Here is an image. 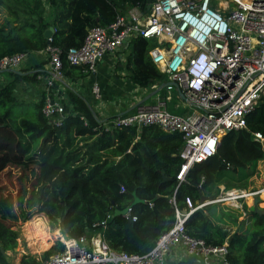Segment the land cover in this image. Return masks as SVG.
Instances as JSON below:
<instances>
[{"label":"trees","instance_id":"obj_1","mask_svg":"<svg viewBox=\"0 0 264 264\" xmlns=\"http://www.w3.org/2000/svg\"><path fill=\"white\" fill-rule=\"evenodd\" d=\"M147 1L0 0V14H5L0 23V60L58 48L65 76L59 83L66 90L67 100V116L61 126L43 114L44 91L41 101L33 106L34 119L14 115L16 105L22 104L14 97L16 83L21 80L40 83L39 75H49L48 60L31 67L25 76L18 70L7 72L14 80L0 86V177L12 168L31 169L34 177L30 190L20 192L17 210L12 198L0 195V264H13L8 253L18 247L17 223L29 222L40 214L47 217L52 230H60L68 238L100 233L115 252L146 255L175 226L176 209L182 212L188 209L187 199L196 206L202 197L215 200L222 187L252 191L264 187V180L250 186L264 162L263 145L254 137L255 133L264 135V98L248 115V129L226 135L218 153L192 168L186 182L180 183L177 176L184 145L181 135L167 134L153 126L106 131L105 121L94 106L68 83V78L84 80L91 76L83 68L68 64L69 49L80 47L90 29L110 25L131 7L140 4L147 12ZM51 27L55 32L48 45L45 32ZM158 46L156 39L139 37L129 48V78L138 88L149 90L148 94L156 90L153 87L168 82L149 56ZM165 94L163 90L158 95ZM134 112L135 109H126L121 115ZM117 115L110 116L108 121ZM73 136L84 139L85 152L74 150L57 156L53 146L58 141L72 145ZM258 200L256 206L254 198L251 199L243 210L223 204L199 210L187 220L186 233L204 240L208 246L228 244L230 264H264V216L255 213L257 207L264 209V194ZM128 208L137 217L136 222L125 215H116ZM103 222L105 226H101ZM64 250L58 241L40 259L24 255L19 264H42Z\"/></svg>","mask_w":264,"mask_h":264},{"label":"built area","instance_id":"obj_2","mask_svg":"<svg viewBox=\"0 0 264 264\" xmlns=\"http://www.w3.org/2000/svg\"><path fill=\"white\" fill-rule=\"evenodd\" d=\"M139 37L158 41L159 46L149 56L170 85L163 89L164 96L157 95L149 103L141 104L146 98L143 94L134 105L135 112L111 120L106 131L153 126L167 134L181 135L184 145L177 180L184 183L192 168L218 153L228 132L248 129V115L264 98V0H154L147 12L138 4L119 14L110 25L90 29L80 47L69 49L66 60L93 76L107 55ZM46 53L49 75L38 76L39 82L45 83L43 114L61 126L67 116L66 100L56 94L54 85L65 80L62 52L49 47ZM26 60V55L3 58L0 75L19 70ZM91 93L95 102L103 103L99 85H93ZM176 98L177 108L188 111L183 116L168 110V104ZM254 137L264 148V135L255 133ZM263 192L264 187L254 191L222 187L215 200L195 206L187 199L188 209H176L175 226L146 255L115 252L97 233L79 239L62 237L65 250L42 264H167L175 247L183 248L203 264H230L228 244L208 246L204 240L187 235L185 224L195 212L213 204L243 210L248 197L258 198ZM125 217L137 221L131 208Z\"/></svg>","mask_w":264,"mask_h":264},{"label":"rangeland","instance_id":"obj_3","mask_svg":"<svg viewBox=\"0 0 264 264\" xmlns=\"http://www.w3.org/2000/svg\"><path fill=\"white\" fill-rule=\"evenodd\" d=\"M132 8V7H131ZM26 63H24L25 65ZM126 68V62L124 64ZM123 66V67H124ZM116 68V67H115ZM27 71V70H24ZM124 72V71H123ZM7 74V73H6ZM5 74V76H6ZM98 74V76H97ZM121 73V70L118 72H115V70H112L110 68L104 69V67H98L97 73L94 75V77H97L98 82L100 87L102 88L103 91V100L104 103L107 104V107L104 109H112L114 108L113 106L126 102L123 101L124 99L130 101L129 99L131 97L134 98V95L137 91H140L138 88L137 90L134 89V87L129 83L130 88L126 89L124 88L123 90H119V87L127 82V79L124 78V76ZM126 75V74H125ZM94 78H90V81L88 80V83L91 82ZM117 79L119 81L117 82ZM94 81V80H93ZM25 82V81H24ZM30 83L33 89L24 90L26 88H21L19 85H21L20 82L16 83V90L14 92V97L18 102H21L22 104H17L16 105V111L14 112V115L16 117H22V118H29V119H34L33 115V106L35 103H38L41 101L42 98V92H38L35 89V84L32 82H27ZM80 83V82H79ZM128 83V82H127ZM6 85V84H5ZM29 85V84H28ZM35 85V86H34ZM91 85L89 84V87ZM77 91H80L82 94V91L78 88H76ZM135 92H134V91ZM146 96L149 93V90H141L140 95L144 94ZM151 94V93H150ZM148 94V95H150ZM28 95V97H26ZM138 95V94H136ZM88 98H91L88 96ZM139 98V97H137ZM135 99V98H134ZM136 100V99H135ZM178 99L176 98L173 103L168 104V108L172 113H176L173 110L174 105L177 103ZM25 102V103H23ZM154 102V101H153ZM152 102V103H153ZM129 104V103H128ZM127 104V105H128ZM133 103H131L132 105ZM26 105V106H24ZM102 106V104L100 105ZM129 106V105H128ZM93 107V105H92ZM130 109V108H128ZM127 109V110H128ZM133 109V108H131ZM95 110V109H94ZM111 111V110H110ZM113 115H116L115 112H110V116L112 117ZM84 139L76 138L75 136L72 137V145H67L65 143L67 142H60L58 141L56 143L55 147L56 148V155L59 156L60 154L67 155L69 152H72L74 150H80L81 152H85V142L83 141ZM52 150V147L50 151ZM54 155V153H52ZM32 175V170H26V171H20L18 169H10L7 173H4V175H1L0 177V195H3V197H9L12 198L14 207L17 210L18 206V196L20 192L23 189H27L28 191L30 190L31 187V182L34 179ZM264 175V162L259 165V174L256 177L257 179H254V183L250 186L254 185H259L261 182H263L262 178ZM252 190L251 188L248 189V191ZM228 206V205H225ZM249 206H252L249 204ZM246 205H244V208ZM262 208H264V203L262 204ZM40 221H45L46 225V232L48 234V237L50 238L49 240V245L52 244V246L57 243L58 241L61 242V237L64 235H61L59 231L52 230L50 228L49 220L47 217L43 214L35 216L32 220L29 222H23L20 220L16 227L15 230L19 231L20 238L18 240V247L15 250V252H9V260L13 264H18L20 262V259L24 255H33L35 254L38 259L41 258L42 252L48 248V246H43L41 242V238L37 236V229L35 228L36 226L38 227ZM36 224V226H35ZM34 225V226H33ZM62 243V242H61Z\"/></svg>","mask_w":264,"mask_h":264},{"label":"crops","instance_id":"obj_4","mask_svg":"<svg viewBox=\"0 0 264 264\" xmlns=\"http://www.w3.org/2000/svg\"><path fill=\"white\" fill-rule=\"evenodd\" d=\"M49 9V8H48ZM5 18V14L1 12L0 14V23L3 21V19ZM131 44V43H130ZM130 44L128 46H126L125 48H122L118 51H116L115 53L113 54H109L107 55L101 62H100V67H104V69H107V68H110L112 70H115V72H118L121 70V73H125V74H122L124 76V78L127 79V82L122 84L120 87H119V90H123L124 88L128 89L130 88L129 86V83L134 87V89H138L137 86H135L131 80H130V72L128 71L127 69V64H128V57H129V48H130ZM48 58V55L46 52H41V53H35V54H32V55H29L27 57V60L25 61V65L23 64L19 70L17 71V73L21 74V76H25L27 74H29L30 72H27V71H22V70H30L31 67L33 66H36V65H40L42 63H44ZM126 62V68L124 66ZM124 66V67H123ZM116 67V68H115ZM46 69H48L47 65H46ZM124 71V72H123ZM6 73H3L0 75V86L1 85H5L7 84L8 82L14 80V77L10 74V73H7L6 76H5ZM98 76V74H97ZM94 78L93 80H91V82L88 83V80L90 81V78ZM68 83L73 86L75 89L79 88L81 91H82V94L88 99V101L94 106L95 108V111H97L101 118L105 121V125H107L111 120L108 121V118L110 117V112H115L116 114L118 115H121L122 112H124L126 109L130 108L129 110L127 111H130L132 110L131 108L134 109V105L136 103V101H139L142 99L143 97V94L140 95V92L141 90H144V89H140V91H137L134 95V99L133 97H131L127 102V100H123V101H126V102H122V103H118L116 105H114L112 109H104L105 107H107V104L104 103V100H103V103L102 106H100L101 104L97 103L94 101V97L92 96V87L93 85L97 84L99 85V82H98V79L97 77H94L93 76H90L89 78L87 79H84V80H78L76 78H68ZM119 81V79H117V82ZM80 82V83H79ZM21 85H19L21 88H26L24 90H28L27 88L29 89H33L32 86L30 85V83H27V82H24L23 80L20 81ZM29 84V85H28ZM35 85V89L38 91V92H43V87L45 86V83H34ZM89 84L91 85L89 87ZM100 86V85H99ZM101 88V87H100ZM54 90L56 91V94L61 98V99H64V102L66 100V96H65V88L63 87L62 83H57L56 85H54ZM102 90V88H101ZM135 90V91H136ZM134 91V90H133ZM134 91V92H135ZM80 92V91H79ZM138 94V95H136ZM145 94V93H144ZM102 95H103V91H102ZM88 96H90L91 98H88ZM136 96V97H135ZM148 96V95H147ZM146 96V97H147ZM26 97H28V95H26ZM139 97V98H137ZM67 101V100H66ZM174 101H172L171 103H173ZM129 103V104H128ZM131 103H133L131 105ZM129 106H128V105ZM177 105L178 103H176L173 107V110L176 112V113H173V114H177V115H185L188 111L184 108H177ZM136 106V105H135ZM111 110V111H110ZM169 110V108H168ZM170 111V110H169ZM171 112V111H170ZM172 113V112H171ZM117 115V116H118ZM264 177V175H263ZM262 180H264V178H262ZM262 187L259 186L257 188V190H260ZM43 226H42V224ZM45 221H40L39 224H41V229H42V232L40 233L39 231H37V236L38 237H41V242L43 244V246H48V248H46L43 252H42V255L47 252L48 250H50L53 246L56 245V243L52 246V244L49 245V240L50 238L48 237V234L46 232V225L44 224ZM55 231H59L60 234L62 235L61 231L60 230H55ZM44 235H46L48 238L47 242H44L43 239H44ZM64 237V236H62ZM61 237V238H62ZM41 255V256H42ZM31 256H34L37 258V256L35 254L31 255ZM22 259V258H21ZM20 259V261H21ZM20 263V262H19ZM18 263V264H19ZM167 264H203L202 261H200L196 256H193V255H190L189 253L185 252V250L181 247H175L173 248L169 255H168V260H167Z\"/></svg>","mask_w":264,"mask_h":264},{"label":"water","instance_id":"obj_5","mask_svg":"<svg viewBox=\"0 0 264 264\" xmlns=\"http://www.w3.org/2000/svg\"><path fill=\"white\" fill-rule=\"evenodd\" d=\"M154 0H148L147 1V11H150L151 9V6H152V3H153ZM54 28L51 27L49 28L46 32H45V38L47 39V43L48 45H50L51 43V40L53 38V35H54ZM170 85V83H167V84H164L162 85L161 87L157 88L154 92H152L150 95H148L142 102V103H145L147 101H149L151 98H153L154 96L158 95L164 88L168 87ZM179 93H181L179 90H178ZM230 134L229 132L226 134L228 135ZM164 181H169L168 178H164ZM256 200V206L258 205V198H255ZM207 201V198L206 197H202L201 199V202L204 203ZM255 213L258 214L259 216H264V209H261V208H256L255 210ZM126 214V211H123V212H116V215H125ZM2 253L5 254L4 250H2Z\"/></svg>","mask_w":264,"mask_h":264},{"label":"bare ground","instance_id":"obj_6","mask_svg":"<svg viewBox=\"0 0 264 264\" xmlns=\"http://www.w3.org/2000/svg\"><path fill=\"white\" fill-rule=\"evenodd\" d=\"M262 194H264V192L262 193ZM251 199H253V197H248L247 198V200H246V203H245V205L251 200ZM254 200H255V198H254ZM255 203H256V200H255ZM42 224V223H41ZM41 224H39L38 225V227L36 226V224H35V228L41 233L42 232V229H41ZM45 224V223H44ZM34 226V225H33ZM42 226H43V224H42ZM47 236L46 235H44V239H43V241L44 242H47V240H48V238H46ZM41 238V237H40Z\"/></svg>","mask_w":264,"mask_h":264},{"label":"snow or ice","instance_id":"obj_7","mask_svg":"<svg viewBox=\"0 0 264 264\" xmlns=\"http://www.w3.org/2000/svg\"><path fill=\"white\" fill-rule=\"evenodd\" d=\"M211 146V145H210Z\"/></svg>","mask_w":264,"mask_h":264}]
</instances>
